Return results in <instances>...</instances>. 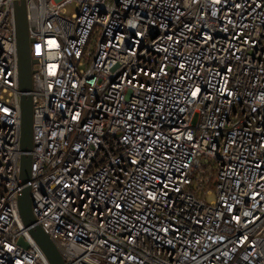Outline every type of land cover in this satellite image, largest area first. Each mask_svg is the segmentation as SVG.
Returning <instances> with one entry per match:
<instances>
[{"label":"built area","instance_id":"2783aa9c","mask_svg":"<svg viewBox=\"0 0 264 264\" xmlns=\"http://www.w3.org/2000/svg\"><path fill=\"white\" fill-rule=\"evenodd\" d=\"M26 1L30 193L65 263L264 264V0ZM20 136L0 0V264H50L19 212Z\"/></svg>","mask_w":264,"mask_h":264},{"label":"water","instance_id":"95a60500","mask_svg":"<svg viewBox=\"0 0 264 264\" xmlns=\"http://www.w3.org/2000/svg\"><path fill=\"white\" fill-rule=\"evenodd\" d=\"M14 13L16 25V40L18 54V72L19 89L21 91V160L20 176L18 184V207L20 216L31 236L37 242L44 252L50 264H69L65 263L59 249L57 248L50 235L39 223L33 213V199L31 198V173H32V150L33 140V65L38 58H33L31 54V43L36 40L30 37L29 29H35V26H29L30 18L29 1L14 0Z\"/></svg>","mask_w":264,"mask_h":264},{"label":"rangeland","instance_id":"374dc122","mask_svg":"<svg viewBox=\"0 0 264 264\" xmlns=\"http://www.w3.org/2000/svg\"><path fill=\"white\" fill-rule=\"evenodd\" d=\"M208 200H209V201L214 200V195H209V196H208Z\"/></svg>","mask_w":264,"mask_h":264}]
</instances>
